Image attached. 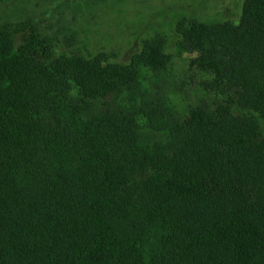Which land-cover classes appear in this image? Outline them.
I'll list each match as a JSON object with an SVG mask.
<instances>
[{"label":"trees","instance_id":"obj_1","mask_svg":"<svg viewBox=\"0 0 264 264\" xmlns=\"http://www.w3.org/2000/svg\"><path fill=\"white\" fill-rule=\"evenodd\" d=\"M25 32L0 31V264H264V0L181 24L219 98L182 118L144 88L157 49L121 67Z\"/></svg>","mask_w":264,"mask_h":264},{"label":"rangeland","instance_id":"obj_2","mask_svg":"<svg viewBox=\"0 0 264 264\" xmlns=\"http://www.w3.org/2000/svg\"><path fill=\"white\" fill-rule=\"evenodd\" d=\"M245 0H0V31L8 32L15 45L26 37L29 21L60 53H80L90 60L128 66L149 48L169 58L165 72H146L144 88L163 96L179 117L187 106L219 98L203 91L209 77L188 66L194 56L182 45L181 24L190 19L213 27L237 25ZM173 107V109H172Z\"/></svg>","mask_w":264,"mask_h":264}]
</instances>
